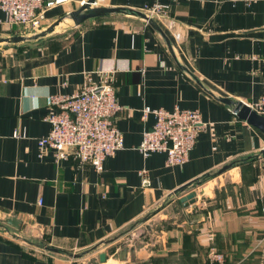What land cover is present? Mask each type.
Here are the masks:
<instances>
[{
  "label": "crops",
  "instance_id": "1",
  "mask_svg": "<svg viewBox=\"0 0 264 264\" xmlns=\"http://www.w3.org/2000/svg\"><path fill=\"white\" fill-rule=\"evenodd\" d=\"M86 1L50 10L43 28ZM153 3L97 0L99 7L141 12ZM161 3L168 13L156 22L177 61L148 23L119 15L0 47V264H111L102 246L142 220L172 219L176 210L195 218L199 235L158 238L148 250L151 264H204L211 250L227 264H264V134L219 101L251 106L263 95L264 0ZM4 21L0 9V38L21 34ZM89 78L113 79L122 107L115 124L125 149L107 158L102 173L73 158L56 164L54 153L41 155L38 144L51 130L49 98L74 94ZM145 107L201 113L206 128L185 165L138 150L155 122L143 119ZM191 193L195 203L185 207L181 199ZM8 216L21 227L6 225ZM139 256L137 264L146 260ZM124 260L135 264L130 252Z\"/></svg>",
  "mask_w": 264,
  "mask_h": 264
},
{
  "label": "built area",
  "instance_id": "2",
  "mask_svg": "<svg viewBox=\"0 0 264 264\" xmlns=\"http://www.w3.org/2000/svg\"><path fill=\"white\" fill-rule=\"evenodd\" d=\"M73 0H0V9L5 13L4 23L13 28L34 32L44 30L46 14ZM253 4L259 0H242ZM155 20L168 13L161 0H154L143 11ZM264 63V56L262 57ZM46 121L50 133L39 139L41 155L51 150L56 164L73 158L80 165H89L97 173L104 172L108 157L125 149L123 133L115 124L122 111L116 85L106 78L102 83H93L91 78L74 94L53 95L48 101ZM252 109L264 116V83L260 101ZM143 119L153 116L155 122L146 130L138 150L145 158L153 153L167 155L169 166H183L189 161L198 137L205 130L202 115L197 110L176 107L173 111L163 108L143 109ZM143 184L148 185V171L142 170ZM205 264H227L224 254L211 250Z\"/></svg>",
  "mask_w": 264,
  "mask_h": 264
},
{
  "label": "water",
  "instance_id": "3",
  "mask_svg": "<svg viewBox=\"0 0 264 264\" xmlns=\"http://www.w3.org/2000/svg\"><path fill=\"white\" fill-rule=\"evenodd\" d=\"M127 16V17H135L144 20L148 23L157 33L161 36L164 42L167 44L169 51L172 56L176 59L173 49V45L165 34V32L161 29V27L157 24L156 20L141 11H136L129 8H106L97 6V0H87L84 4L77 10L69 13L67 17L63 19H59L58 21L51 24L47 29L42 30L40 33L30 35V36H14L8 38H0V47H9L19 44H25L27 42H35L40 39L52 34L55 28L64 23L67 20H70L75 27L82 26L86 22L98 19V18H106L111 16ZM180 68L189 73L193 80L202 86L200 80L195 77L191 72H189L185 67L179 65ZM219 101L223 102L226 105H229L233 108L234 114H236L242 121L246 122L250 126L254 127L262 134H264V116L258 114L252 107L242 101H233L227 98H219ZM264 156V151H263ZM231 167H225L222 172L227 171ZM196 193H191L181 199L182 203L185 207H188L190 204L195 203ZM5 224L19 229L21 227L22 222L15 216H8L5 219ZM102 262H105L106 256L103 254L100 256Z\"/></svg>",
  "mask_w": 264,
  "mask_h": 264
},
{
  "label": "rangeland",
  "instance_id": "4",
  "mask_svg": "<svg viewBox=\"0 0 264 264\" xmlns=\"http://www.w3.org/2000/svg\"><path fill=\"white\" fill-rule=\"evenodd\" d=\"M72 26H74L73 23L70 20H67L65 21V24L61 25L55 32H64ZM13 30L21 33H16L19 36H30L41 32H34L24 28H11V31ZM170 216H172V219L169 220H163L161 218L149 221L148 219L142 220L119 233L110 246H102V250L114 258L110 263H126L127 259H124L130 252L132 254V260L135 264H137L136 260L137 255L139 254H141V256H139L141 259H146L144 261L141 260L139 264H151L153 262V258L148 254V250L157 246L156 244L159 242L158 238L165 236L196 237L199 235L198 225L195 218L194 220H190L187 213L184 214L179 210L170 212ZM143 251L144 254L142 253ZM184 261H186V258Z\"/></svg>",
  "mask_w": 264,
  "mask_h": 264
},
{
  "label": "bare ground",
  "instance_id": "5",
  "mask_svg": "<svg viewBox=\"0 0 264 264\" xmlns=\"http://www.w3.org/2000/svg\"><path fill=\"white\" fill-rule=\"evenodd\" d=\"M61 25H63V24H61ZM61 25H58L56 28H55V30L54 31H56Z\"/></svg>",
  "mask_w": 264,
  "mask_h": 264
},
{
  "label": "trees",
  "instance_id": "6",
  "mask_svg": "<svg viewBox=\"0 0 264 264\" xmlns=\"http://www.w3.org/2000/svg\"><path fill=\"white\" fill-rule=\"evenodd\" d=\"M101 19H102V18H101ZM234 165H235V164H234ZM206 180H207V179H204L203 181H206ZM205 263H206V261H205ZM205 263H204V264H205ZM179 264H180V262H179Z\"/></svg>",
  "mask_w": 264,
  "mask_h": 264
}]
</instances>
